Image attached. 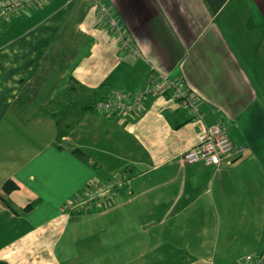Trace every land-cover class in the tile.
I'll list each match as a JSON object with an SVG mask.
<instances>
[{
	"label": "crops",
	"instance_id": "0c3cea01",
	"mask_svg": "<svg viewBox=\"0 0 264 264\" xmlns=\"http://www.w3.org/2000/svg\"><path fill=\"white\" fill-rule=\"evenodd\" d=\"M100 1L139 56L122 49L92 0H45L0 25L3 259L248 264L264 256V0ZM153 73L183 79L206 123L222 124L244 153L219 171L183 165L201 127L170 95L149 96L139 116L96 107L116 91L147 89ZM100 127L124 135L114 147L126 148L130 195L97 216L68 212L71 198L118 166L98 144ZM8 180L17 185L10 194ZM104 218L121 221L113 249L104 230L78 228Z\"/></svg>",
	"mask_w": 264,
	"mask_h": 264
},
{
	"label": "built area",
	"instance_id": "2783aa9c",
	"mask_svg": "<svg viewBox=\"0 0 264 264\" xmlns=\"http://www.w3.org/2000/svg\"><path fill=\"white\" fill-rule=\"evenodd\" d=\"M44 1L1 0L0 25L3 21L25 13ZM92 1L98 5L102 20L108 24L122 49L134 56H139L140 50L134 44L133 36L125 30L120 20L100 0ZM152 95H170L179 103L180 108L188 112L191 119L201 127L198 143L181 156L183 165L202 162L209 166H215L216 170L219 171L225 160L244 153L245 147L243 145L236 146L222 124L208 125L206 123L204 113L201 111V100L197 94L188 89L183 79L179 77L172 78L168 74L153 73L149 77L147 89L136 95L116 91L98 102L96 107L107 115L139 116L144 110L145 101ZM127 100H131V104H128ZM119 180L124 183L128 181L126 176L119 178ZM117 187H119L118 179L109 188L105 187V184L91 183L73 199H70L65 204L64 209L76 214L111 210L116 205ZM247 261L248 264H264V256L250 255L247 257Z\"/></svg>",
	"mask_w": 264,
	"mask_h": 264
},
{
	"label": "rangeland",
	"instance_id": "374dc122",
	"mask_svg": "<svg viewBox=\"0 0 264 264\" xmlns=\"http://www.w3.org/2000/svg\"><path fill=\"white\" fill-rule=\"evenodd\" d=\"M96 133L98 135L96 137L98 144H100L99 140L102 139V142H101L102 147L106 148L108 152L110 151L112 153V154L111 153H107V154L105 153V158L109 161L114 158V160L116 161L115 163H117L118 166H117L116 170L112 169L109 172L108 171L107 172L102 171L101 177L100 178L97 177V179L94 180L93 183L99 182L100 184H105V187L109 188L114 184L115 180L118 179L119 187L116 188L117 195H116L115 199L119 203V200L123 199L127 194H129L131 192V187H132L131 186L132 180H131V177L129 174L130 173L129 170H126L125 166H123V168H120L121 165H126V163H121V159L124 158V155L126 154V151H125L126 148L123 149L121 147V143L117 147H114V145H116V142L114 140L116 139V140L122 141L124 135L114 134L111 137V136L103 133L102 127H100ZM130 140H131V137L128 136L127 141H130ZM111 147H112V149H111ZM118 148H121V149L118 150ZM100 153H101V151H100ZM14 154H18V151H16ZM13 155H12V158H14ZM118 159H120V161ZM124 176H126V178L128 179V181L126 183H124L122 180H119V178H123ZM73 198H71V199H73ZM104 212H106V211H104ZM86 214L87 215L90 214L89 216H91L92 214H93V216H97V214H102V212L94 211L93 213L91 212V213H86ZM87 215H85V217H82L81 219L88 218L89 216H87ZM120 223H121L120 220L117 221L116 219H112V218L94 219L93 221L90 220L89 222H87V220H86V222L82 226L79 225L78 228H84L87 230L88 229H90V230L91 229H98V230L102 229V230H104V234H106V238H107L106 243L109 245V249H113L116 246V241H117L116 229H117V231L119 230V232L122 231V227H121ZM2 225L3 224L0 223V229H2V231H4V229L6 227L2 228ZM0 239L6 240V237L5 238L0 237ZM0 248H1L0 250L2 251L3 250L2 246H0ZM6 254L7 253L0 252V258H1L0 261L7 262L5 259H3ZM12 255L15 256V254H12ZM124 255H127V253H125ZM111 257H113V258L108 260V262H107L108 264L115 263V255L111 254Z\"/></svg>",
	"mask_w": 264,
	"mask_h": 264
},
{
	"label": "trees",
	"instance_id": "16d2710c",
	"mask_svg": "<svg viewBox=\"0 0 264 264\" xmlns=\"http://www.w3.org/2000/svg\"><path fill=\"white\" fill-rule=\"evenodd\" d=\"M3 189L4 191L7 193V194H10L12 191L16 190L17 189V185L15 184V182H13L12 180H8L4 186H3ZM5 202V200H4ZM7 203V201H6ZM0 264H9L7 262H3V261H0Z\"/></svg>",
	"mask_w": 264,
	"mask_h": 264
}]
</instances>
